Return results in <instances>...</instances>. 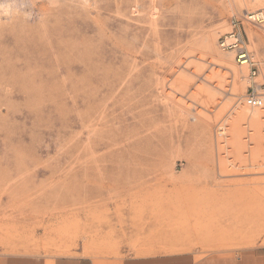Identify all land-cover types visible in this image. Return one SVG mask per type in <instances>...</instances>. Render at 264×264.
<instances>
[{
	"label": "rangeland",
	"instance_id": "374dc122",
	"mask_svg": "<svg viewBox=\"0 0 264 264\" xmlns=\"http://www.w3.org/2000/svg\"><path fill=\"white\" fill-rule=\"evenodd\" d=\"M264 0H0V256L130 264L264 247L259 74L217 48Z\"/></svg>",
	"mask_w": 264,
	"mask_h": 264
},
{
	"label": "crops",
	"instance_id": "0c3cea01",
	"mask_svg": "<svg viewBox=\"0 0 264 264\" xmlns=\"http://www.w3.org/2000/svg\"><path fill=\"white\" fill-rule=\"evenodd\" d=\"M0 264H95L86 257L61 256L49 262L45 260L28 262L16 256H0ZM130 264H264V247L249 251L242 256L182 254L165 257H145Z\"/></svg>",
	"mask_w": 264,
	"mask_h": 264
},
{
	"label": "built area",
	"instance_id": "2783aa9c",
	"mask_svg": "<svg viewBox=\"0 0 264 264\" xmlns=\"http://www.w3.org/2000/svg\"><path fill=\"white\" fill-rule=\"evenodd\" d=\"M259 26L264 24V8L244 15L242 19H231L229 31L219 36L217 48L223 53H230L239 67H246L249 76L259 74L257 62L248 51L243 34V24ZM244 103L249 108H258L264 111V94H260L255 88H250L244 96Z\"/></svg>",
	"mask_w": 264,
	"mask_h": 264
}]
</instances>
